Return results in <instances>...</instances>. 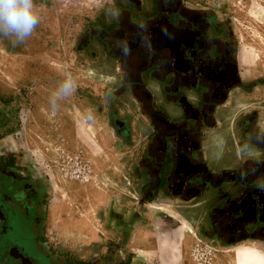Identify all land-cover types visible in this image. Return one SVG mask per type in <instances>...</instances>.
Returning a JSON list of instances; mask_svg holds the SVG:
<instances>
[{"label":"rangeland","instance_id":"obj_1","mask_svg":"<svg viewBox=\"0 0 264 264\" xmlns=\"http://www.w3.org/2000/svg\"><path fill=\"white\" fill-rule=\"evenodd\" d=\"M118 1L33 0L38 23L31 35L21 42L0 34V168L9 169L33 191L42 184L31 195L43 210L49 207L41 226L42 246L66 264H115L129 232L117 215H139L148 221L144 226L155 216L180 220L175 205L139 201L138 193L124 189L132 176L129 166L137 165H130L126 153H121L101 104L95 102L103 95L97 67L87 64L78 51L88 29L98 25L101 16L111 18ZM203 1L226 14L237 44L264 57V0ZM250 70L264 74V62ZM56 216L88 226L97 240L88 245L74 240L79 246L63 247L67 253L60 254L59 241L62 246L63 239L75 234L62 233ZM170 222L177 220L169 218ZM65 224L68 231L70 225ZM177 229L186 233L178 244L184 253L179 264H234L232 255L236 264H247L236 258L237 250L225 252L235 245L221 246L206 234L191 231L188 224ZM160 230L170 234L173 229ZM160 260L155 257L156 263L149 264H161Z\"/></svg>","mask_w":264,"mask_h":264},{"label":"flooded vegetation","instance_id":"obj_2","mask_svg":"<svg viewBox=\"0 0 264 264\" xmlns=\"http://www.w3.org/2000/svg\"><path fill=\"white\" fill-rule=\"evenodd\" d=\"M218 11L219 9L212 8L203 0H148L146 3L144 0H119L111 18L101 16L97 19L98 25L88 29L78 44L79 54H83L87 61L97 58L114 61L120 68V71H114L120 76L118 85L112 89L99 83L103 90L102 99L93 100L101 104L106 125L110 127L114 140L122 146L121 153L136 145L132 129L133 114L122 99L124 92L129 91L132 86H142L140 74L144 71L149 70L170 77L172 82L167 89L168 98L180 107L183 102L184 105L188 104L180 94L182 79L186 83L194 81L196 86L205 85L208 98L202 99L199 109L196 110L198 119L197 115H193V118L191 113L194 111L191 108L186 111L184 105V113L178 121H170L161 113L145 114L148 122L158 121L162 125L159 128L154 127L153 135L142 147L143 155L138 156L141 160L157 155L149 148L152 140L157 137L163 141V150L160 153L162 160L167 159L168 152L173 155L175 140L180 135L201 137V118L208 116L219 105L220 96L212 95L214 89H220L222 96L225 94V100L236 89H252L253 82L245 83L242 80L237 41L230 28L218 16ZM176 61L183 65V69L175 67ZM82 96L85 99L90 98L88 94ZM189 127L190 133L185 129ZM140 163V167L146 165V161ZM165 165L166 161H163L160 171ZM171 169H175L174 165ZM158 171L159 166L156 168V174ZM171 172H167L166 176ZM253 173L254 170L248 175L238 174L237 179L244 183ZM166 178L160 181L159 187L154 191H141L139 201H147L149 204L154 202L159 194L158 189L163 187ZM190 181V177L186 179L187 183ZM204 181L205 184L208 183L207 180ZM147 187L153 189L150 184ZM36 188H42V184H38ZM37 189L33 191L26 188L20 183L19 177H14L9 169L0 168V264H66L58 261L42 246L41 226L44 218H48L49 207L46 211L43 210L39 201L31 196ZM30 190L32 193L29 195ZM168 195L189 199L186 195H176L171 191ZM216 212V209L212 210L209 224L197 232L206 234L208 239L217 241L221 246L253 242L264 248V241L258 237L250 238L237 225L240 221L239 213L224 215ZM115 219L123 225L122 228L129 230L135 224L145 223L143 218L134 213H129L126 218L117 215ZM258 245H255L254 249H257ZM59 252L64 255V252ZM115 264L141 263L129 258L118 259Z\"/></svg>","mask_w":264,"mask_h":264},{"label":"crops","instance_id":"obj_3","mask_svg":"<svg viewBox=\"0 0 264 264\" xmlns=\"http://www.w3.org/2000/svg\"><path fill=\"white\" fill-rule=\"evenodd\" d=\"M144 1L148 2V0ZM217 13L236 39L230 26L231 23L226 19V14L220 9ZM81 56L84 55L81 54ZM262 59L264 57L252 51L247 52L242 45L238 44V64L241 77L245 83L253 82L252 89H236L230 93L227 100H225V94L222 96L220 89H214L212 95L220 96L219 105L208 116L205 115L201 118L199 124L202 136L195 138L190 134L180 135L175 140L172 149L173 155L168 152L166 160L160 159L163 141L158 137L154 141L152 140L153 143L151 142L152 144L149 145L151 152L155 151L157 155H151L144 160L138 156L143 155L142 147L153 135L154 127L159 128L162 125L158 121L157 123L148 122L145 114L161 113L170 121H178L182 118L184 102L180 107L168 98L167 89L170 87L172 79L162 73L155 74L153 72V74L147 70L140 74L142 86L135 85L132 86L133 88L129 87V91L124 92L125 96L122 100L126 102L127 109L133 114L132 129L136 144L124 153L131 161L130 165L133 163L137 165V168L130 169L129 166L132 176L131 179L127 178L123 187L135 195L141 191L152 192L156 187H159L160 181L167 177L163 187L158 189L159 194L152 203L159 206L175 205L177 217L180 220L172 216L169 217V215H161L155 216L152 221H149V225L152 224V226L148 224L144 226V223L135 224L130 228L120 249L119 260L130 258L135 262L140 261L141 264H149L150 260H155V257H161V264H179L183 261L184 253L178 244H182L186 233L182 231V227L181 231H178L177 228L188 224L191 226V231L204 229L209 224L210 213L214 209L217 214L237 215L239 213L240 221L237 222V225L250 238L258 237L264 241V74L258 75V72L250 70L255 64L263 63ZM85 60H87L86 57ZM87 64L97 67V80L103 87L113 89L118 85L117 80L120 76L115 72L120 71V68L114 61L97 58L93 61L88 60ZM175 67L183 69V65L178 61L175 62ZM218 82L220 84L221 80L219 79ZM180 94L188 103L184 105L185 110L191 108L194 111V114L191 113L192 117L197 115L198 119L196 110L199 109L201 100L208 98L207 87L205 85L196 86L194 81L186 83L182 79ZM185 129L189 133L191 132L190 127ZM144 161H146V165L140 167L138 164L144 163ZM163 161H166V165L160 171ZM172 165H174V170L171 169ZM158 166L159 171L156 174ZM253 170V176L248 181L245 180L242 183V180L237 179L238 174L248 175ZM167 172H171L169 176H166ZM125 174H128V171H125ZM189 177L191 181L187 183L186 179ZM204 179L208 181L207 184L204 183ZM149 184L153 186V189L147 187ZM169 191L176 195H186L189 199L182 198V196L169 197ZM169 218H174L177 222L167 223ZM56 223L62 233L66 231L75 234L63 239L64 245L62 246L59 241L57 245L62 248L59 247L62 252H65L63 247L72 250L75 246L88 245L97 240L96 232L88 226L75 225L71 220L67 218L62 220L58 216H56ZM62 223H64V227ZM65 223L70 225L68 231L65 229ZM167 226L171 230L173 229L170 234L160 230L161 227ZM157 228L159 232H156ZM74 240L83 241L78 245ZM255 245L258 244L244 242L228 248L225 252H235L245 247L254 249ZM254 250L264 253V248L260 245ZM233 256H231V260L236 264Z\"/></svg>","mask_w":264,"mask_h":264},{"label":"clouds","instance_id":"obj_4","mask_svg":"<svg viewBox=\"0 0 264 264\" xmlns=\"http://www.w3.org/2000/svg\"><path fill=\"white\" fill-rule=\"evenodd\" d=\"M37 23L33 0H0V34L15 36L22 42L31 35ZM69 86L70 81L63 89L67 90Z\"/></svg>","mask_w":264,"mask_h":264},{"label":"bare ground","instance_id":"obj_5","mask_svg":"<svg viewBox=\"0 0 264 264\" xmlns=\"http://www.w3.org/2000/svg\"><path fill=\"white\" fill-rule=\"evenodd\" d=\"M235 255L247 264H264V255L249 247L238 249Z\"/></svg>","mask_w":264,"mask_h":264}]
</instances>
